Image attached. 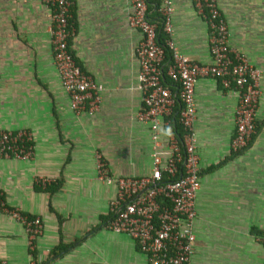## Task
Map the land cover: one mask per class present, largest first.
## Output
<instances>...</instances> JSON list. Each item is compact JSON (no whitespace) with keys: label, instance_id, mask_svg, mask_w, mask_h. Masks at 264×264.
Wrapping results in <instances>:
<instances>
[{"label":"crops","instance_id":"crops-1","mask_svg":"<svg viewBox=\"0 0 264 264\" xmlns=\"http://www.w3.org/2000/svg\"><path fill=\"white\" fill-rule=\"evenodd\" d=\"M172 1L180 51L210 63L205 18L193 0ZM216 3L230 47L258 71L260 95L251 139L234 152L236 93L217 77L195 83L200 184L188 264H264V0ZM50 9L42 0H0V129L24 128L33 145L27 160L0 157V190L9 208L42 221L29 248L23 225L0 211V264H146L134 240L104 227L116 184L95 173L96 152L112 177L150 172L149 125L136 117L143 108L135 55L142 34L128 23V0H72L70 51L102 86L97 109L75 114L53 62ZM148 9L158 17L155 2ZM179 108L176 100L163 118V141L167 126L181 131Z\"/></svg>","mask_w":264,"mask_h":264},{"label":"built area","instance_id":"built-area-1","mask_svg":"<svg viewBox=\"0 0 264 264\" xmlns=\"http://www.w3.org/2000/svg\"><path fill=\"white\" fill-rule=\"evenodd\" d=\"M42 1L51 8L53 62L68 95L69 107L75 114L91 113L97 109L102 86L82 71L70 51L72 0ZM128 1L131 7L128 23L142 34L135 55L139 66L137 87L142 94L143 108L136 117L149 125L151 168L149 174L143 176L112 177L106 160L96 152V177L102 181L113 180L116 184L115 195L109 203L110 216L104 227L134 240L146 264H188L195 243L194 197L200 184L192 129L195 83L200 77H217L223 87L236 93L230 148L237 152L247 146L254 132L255 107L260 95L258 71L243 54L230 47L227 26L216 0H193L207 24L211 56L208 64L195 63L174 41L172 0ZM152 2H155L156 18H151L148 12ZM159 33L163 35L161 43ZM176 100L180 103L177 114L181 131L177 133L172 129V137L166 135L163 141V118L172 115ZM32 154V136L28 130L0 129V157L27 160ZM0 211L23 225L27 245L33 248L42 231L40 218L9 208L1 190ZM258 240L264 246V230Z\"/></svg>","mask_w":264,"mask_h":264},{"label":"clouds","instance_id":"clouds-1","mask_svg":"<svg viewBox=\"0 0 264 264\" xmlns=\"http://www.w3.org/2000/svg\"><path fill=\"white\" fill-rule=\"evenodd\" d=\"M165 133H166V135H167L169 138L172 137V135H173L174 133H173V131H172L171 126H167V128L165 129Z\"/></svg>","mask_w":264,"mask_h":264},{"label":"trees","instance_id":"trees-1","mask_svg":"<svg viewBox=\"0 0 264 264\" xmlns=\"http://www.w3.org/2000/svg\"><path fill=\"white\" fill-rule=\"evenodd\" d=\"M158 35H159L158 36V41L161 43L162 42L163 35H162V33H159ZM177 133H179L178 130H177ZM30 252H31L32 255H34V253H35L34 250H30Z\"/></svg>","mask_w":264,"mask_h":264}]
</instances>
